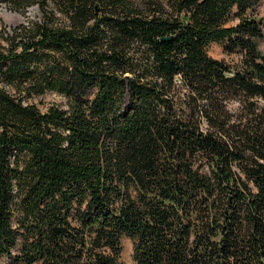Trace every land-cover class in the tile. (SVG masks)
<instances>
[{"label": "trees", "instance_id": "trees-1", "mask_svg": "<svg viewBox=\"0 0 264 264\" xmlns=\"http://www.w3.org/2000/svg\"><path fill=\"white\" fill-rule=\"evenodd\" d=\"M1 4L0 260L264 264V0Z\"/></svg>", "mask_w": 264, "mask_h": 264}, {"label": "rangeland", "instance_id": "rangeland-1", "mask_svg": "<svg viewBox=\"0 0 264 264\" xmlns=\"http://www.w3.org/2000/svg\"><path fill=\"white\" fill-rule=\"evenodd\" d=\"M39 9L37 6H31L28 10L27 17L30 18H37L39 17ZM2 21L5 23L3 24ZM28 22V18H26L24 15L17 11H12L9 9V7L5 4L0 5V30L2 28H7V30H10L11 27L14 28V26H18L22 23ZM223 44L219 42H214L209 48L208 53L212 55L213 57H218L222 59H226L228 62L233 61L234 56L226 55L223 51ZM261 48L264 51V39L261 42ZM63 99L59 95L56 94H46L45 96L38 97L36 99L37 103L41 106L42 109H45L48 105H50L53 102H61ZM124 249L121 256V263L120 264H135V260L133 258V244L129 238H125L123 240ZM9 263V257H5L2 260H0V264H8Z\"/></svg>", "mask_w": 264, "mask_h": 264}]
</instances>
